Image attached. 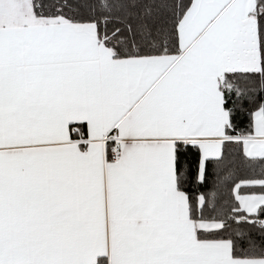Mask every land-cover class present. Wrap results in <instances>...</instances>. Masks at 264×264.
<instances>
[{
    "label": "snow or ice",
    "instance_id": "obj_1",
    "mask_svg": "<svg viewBox=\"0 0 264 264\" xmlns=\"http://www.w3.org/2000/svg\"><path fill=\"white\" fill-rule=\"evenodd\" d=\"M0 264H264V0H0Z\"/></svg>",
    "mask_w": 264,
    "mask_h": 264
},
{
    "label": "trees",
    "instance_id": "obj_2",
    "mask_svg": "<svg viewBox=\"0 0 264 264\" xmlns=\"http://www.w3.org/2000/svg\"><path fill=\"white\" fill-rule=\"evenodd\" d=\"M233 101L237 107V118L235 123L237 124L238 130L246 127L248 123L247 108L250 104L247 100H236L233 97L229 101V106H232ZM244 108L245 111L241 113L240 108ZM195 150H192L190 156L194 157ZM250 169H246L240 164V151L235 145H229L225 151V158L219 165L209 164L208 178L206 185L200 187L197 190L205 194H215L218 204L225 205L232 203L231 187L233 185V179L237 176H244L250 173ZM244 191H249L245 189Z\"/></svg>",
    "mask_w": 264,
    "mask_h": 264
}]
</instances>
